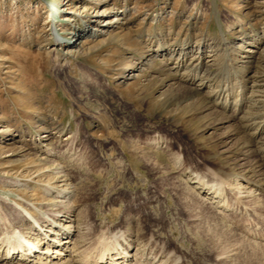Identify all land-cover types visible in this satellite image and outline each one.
Here are the masks:
<instances>
[{
	"label": "rangeland",
	"instance_id": "1",
	"mask_svg": "<svg viewBox=\"0 0 264 264\" xmlns=\"http://www.w3.org/2000/svg\"><path fill=\"white\" fill-rule=\"evenodd\" d=\"M263 123L264 0H0V218L35 241L12 202L53 218L45 187L60 184L84 254L114 231L139 264H264V239L241 230L264 237V192L229 193L221 214L189 181L236 182Z\"/></svg>",
	"mask_w": 264,
	"mask_h": 264
},
{
	"label": "bare ground",
	"instance_id": "2",
	"mask_svg": "<svg viewBox=\"0 0 264 264\" xmlns=\"http://www.w3.org/2000/svg\"><path fill=\"white\" fill-rule=\"evenodd\" d=\"M76 31H78V30H75L74 32L76 33ZM184 43L185 42H182V44H184ZM161 46L162 45L158 46V48L156 47L157 48L156 51H159V49H161ZM184 57H185V55H183V57L179 61H176V60H175L176 62L172 61L174 63L173 66L180 67ZM177 60H178V58H177ZM165 66H169V64H166ZM171 69L172 68L170 67L169 70H171ZM195 75L196 74H194V73H189V74H184L182 76L183 77L185 76L187 79L193 81V80H195ZM239 83L241 85L242 80H240ZM237 84H238V81H237ZM242 87H245V86H242ZM220 88H221V86H220ZM227 93H228V91H227ZM224 94H225V91L217 90L216 98H214V99H216V100L218 99L219 100V99H221V98H223L225 96ZM226 102H227V100L224 101L223 103L225 104ZM240 103H241V101L239 102L238 98H237V100L234 101V106L236 107V109L237 108H241ZM252 114H253V112H252ZM252 114H251V117H252ZM257 117L255 116V118H257ZM250 118L247 117L246 119L251 120ZM256 120L257 119H255V121ZM257 121H259V120H257ZM260 121L262 122L263 120H260ZM250 122H253V121H250ZM261 122L259 124H261ZM259 124H258L257 128H260V129L263 128L264 129V123L261 125V127L259 126ZM252 126H253V124H251L249 122H245V123H243L242 127L246 131V129H252L253 128ZM252 134H253V137H256L255 131ZM49 149H50V147H49ZM263 149L264 148L261 147L257 151H255V155L257 156V159H256L255 163L253 162L254 164L251 163V165H250L249 164L250 162H249L248 164L245 165V167L241 168L240 166L244 165V163H240V161H236L237 163H235L236 164L235 166L239 165V167L242 169L240 171L241 174H239L238 178L236 179V182H234L235 180L233 181L232 178L228 177L229 175L226 174L227 171L225 169H223V168H220L219 171H217L218 173L215 172V173H213V175L207 176V177H204V178L199 173L192 172L191 173V175H192L191 178L192 179H190L189 181L192 182V183H197V185L194 186V187L202 189L201 192H203V193L206 192V194L199 195V196L200 197L201 196H205L204 198H206V199L208 198L207 200H209L210 203H212L213 207L216 208L218 211H220L221 214H222V211H227L230 208L229 207L230 206L229 205V201H228V194L229 193H234L235 197H237L239 199L240 197L243 198V197H247V196H252V197L253 196H257V194L259 193V192H257L258 190H262L264 192V152L261 151ZM47 150L48 149H46V152H47ZM52 154H53V152H52ZM258 154H261V157H258ZM247 171H248V173H247ZM221 173H224V174H221ZM252 176L255 177V178H252ZM8 180H4L2 184H4V185H19L20 184L19 181H14L12 179H8ZM241 180H245V181H247L250 184L247 185L246 184L247 182L244 184L243 182H241ZM47 185L48 186L45 187V190H46L47 194L53 195L54 198H52L53 201L51 200L48 203H45L43 205L49 207L50 210L55 211V212H53V213H55L53 215V218H52V216L50 218L48 215H46L47 214L46 211L45 212L43 211V212L45 213L46 217L48 216V218L44 217L45 215L43 216L44 218L43 217L41 218L42 213H41V216H39L41 219H39V217H36L37 215H35L34 212H36V214H37V211H39L41 209L37 210L38 209V207H37L36 211H32V209L33 210L35 209V207L33 208V205H32L33 203L28 202L25 199H24V203H26L28 205L31 203L32 209L27 208V206L23 207V205H21L20 202H17V201H13L12 202L13 205H14L15 210L18 212V213L16 212L17 213L16 215H21L22 217H24L25 221L30 224L29 226L32 229L36 230L35 232H37L36 234L39 236V237H36V238H40L39 240L37 239L35 241L31 237L26 236V235H29V234H26V233L23 234V231H22L23 228H21V227H19L18 229L15 228L16 226H14V225L16 223H14V225H13L12 224L13 222H10V219L7 216V215H10L8 212H7L8 214H6V215L4 214V219L0 218V221L3 220V222L5 223V227H4L3 231H2V233L0 234V263L3 262L4 264H8V263L9 264H15L17 262H20V263L22 262L24 264H137V262H138L136 260L137 256H140L137 253L139 248L136 247V249H137L136 251H134L133 248L129 249V248H131L129 246H132V244H129V245H127L124 248L123 247L120 248L122 245L121 246L117 245L118 244V238H119L120 235L117 237L116 235L118 233L115 234L114 231L111 232L112 233L111 235H113V233H114V235L112 236V239L108 238L106 240V238L102 237V239H100V241H98L99 243L95 242V243H97V245H95V248L93 247L95 251L98 249L96 246H98V244L100 245V247H99L100 249L98 250V253L97 254L95 253L96 255L93 252L92 253L94 255L93 254L90 255L91 252L88 251L89 249L86 250L87 249L86 247L88 245H86V247H84L85 244L83 243L84 246H82L83 244L81 246H79V243H78V240H80L79 237H78L79 233L82 232L83 228H85V230L87 231V228H86V226H84L85 225L84 223L77 222V220L79 219V216H78L79 212L77 214H73L74 211H75L74 208L71 209L73 203L72 204L71 203L68 204V201L70 199L72 200L71 195H70V191L66 190V188H68V187L67 186L66 187L65 186H61L60 184L59 185L47 184ZM65 185H69V184L67 183ZM43 189H42V191H45ZM73 193H76V192H73ZM74 195L76 196V194H74ZM21 200H23V199H21ZM239 200H241V199H239ZM66 204L68 205V207H66ZM31 205H30V207H31ZM35 205L36 204H34V206ZM39 208H40V206H39ZM10 211H13V210H10ZM1 212H3V211H0V213ZM248 213H249V211H248ZM49 214H51V213H49ZM2 215H0V216H2ZM21 216H19V219L21 218ZM12 217H13V215L11 216V218ZM12 220H15V219L12 218ZM18 220H16V221H18ZM9 222L11 223V225H9L10 224ZM22 222H23V220H22ZM81 226H82V228H81ZM131 226H133V225H131ZM31 228H30V231L32 230ZM109 229H110V227H109ZM133 229L134 228H132V230ZM241 230L246 232V233H248V234L253 235V237H256V238L259 237V239L260 238L264 239V237L262 238V236H260L259 234L258 235L257 234H252L251 230L247 229L245 227L242 228ZM81 234H83V233H81ZM84 234H85V232H84ZM119 234H122V232L119 233ZM100 235H101V233H99V237L102 236V235L101 236ZM111 235L109 234V237ZM96 236H98V235H96ZM96 236H95V238H96ZM107 236L105 235L104 237H107ZM120 237H122V236H120ZM86 238H88L87 235H86ZM95 238H93V241L95 240ZM138 238H139V236H138ZM140 240H143V239H139L137 241V243L141 242ZM149 240H150V238H149ZM252 240H253V238H252ZM87 241H89V240H87ZM124 241H125V239H124ZM133 241H135V240L133 239ZM90 242H91V240H90ZM149 242H148V244H149ZM142 243H144V240H143ZM142 243H141V245H142ZM93 245L94 244H92V246ZM141 245H139V246H141ZM78 247L86 248L84 251L86 253L88 251L89 254L87 253L88 254L87 255V254L82 253L83 251L80 248L78 250ZM143 248L146 249L144 246H143ZM90 249H91V246H90ZM77 250L81 251L80 253H81L82 256H80V253L78 254ZM91 250H93V249H91ZM152 251L148 255H152L151 254V253H153ZM143 256L144 255H142V258H143ZM171 256L172 255L170 253V255L169 254L167 256L163 255V257L160 254H156V255H153L151 257L156 261L155 264H176V261H174L175 263L171 261ZM175 260H177V258ZM135 261H137V262H135ZM141 261H143V260H140L139 262L141 263ZM139 262H138V264H139ZM151 262H152V260H151Z\"/></svg>",
	"mask_w": 264,
	"mask_h": 264
}]
</instances>
